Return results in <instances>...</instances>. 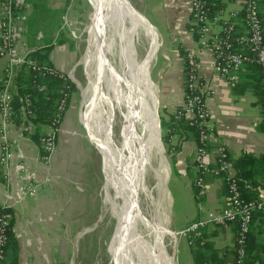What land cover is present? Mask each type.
<instances>
[{
	"label": "crops",
	"instance_id": "1",
	"mask_svg": "<svg viewBox=\"0 0 264 264\" xmlns=\"http://www.w3.org/2000/svg\"><path fill=\"white\" fill-rule=\"evenodd\" d=\"M221 2L224 19L227 11L241 6V0ZM139 7L143 12L144 23L152 35V57L155 63L159 54L154 71L162 64V57L168 55L171 58L169 63H164L159 73V93L156 97L166 116L164 119L178 107H182L185 100L184 56L181 55V50L196 51L198 75L212 89L211 94L205 98L208 125L211 128L208 137V164L215 165V149L221 145L227 149L232 159L243 152L256 157L263 155V104L256 92V84L261 86V81L257 77L256 80L253 78L252 70L245 66L235 87L229 86L224 79L212 72L211 55L204 50L198 52L197 38L190 31L191 0H140ZM263 10L262 7V12ZM97 35L98 33L95 34ZM44 45L51 47L49 59L53 67L71 79L68 73L78 64L75 62L74 50L64 44L53 47L52 44ZM42 47L38 45L35 48ZM3 61L0 58V88L3 82ZM16 79L14 82L17 85ZM69 106L68 103L62 117L61 146L58 151L54 150L51 155L53 159L48 163L42 161L39 145L34 139L35 132L44 128V124L34 121L24 112L20 114L22 119L12 120L9 127L7 138L11 158L5 165L0 162V206L10 212L11 232L16 248L8 251L6 264H98L96 257L100 251L98 244L103 227L99 224L100 213L93 210L94 193L87 184L85 168L80 162L79 140L75 131H72L73 115H66ZM1 119L0 113V121ZM173 140L176 141L177 136ZM196 149V139L190 136L181 141L174 154L171 153V157H174L171 174L174 171L184 180L189 177V183L186 181L184 186L185 194L195 200L193 212L179 227L173 224L176 232L209 213L218 212L226 203V191L221 177L205 174L202 193L198 192L196 185L197 190L194 192L192 184H195L199 174L194 163ZM255 183L256 187L252 188L261 195L264 190V173L257 174L251 184ZM27 186H35L36 192L29 194ZM117 215L119 219L118 212ZM121 232L120 228L111 246V253L119 259L120 250L124 254L127 252ZM203 235V244L209 243L206 250L209 255L207 261L211 264H234L235 224L209 226L204 229ZM250 236L252 238L249 241L254 244L251 248L252 255L259 257L256 264H264V209L254 212ZM187 248L191 255L189 264H201L193 255L197 248L188 243ZM180 263L186 264L183 261Z\"/></svg>",
	"mask_w": 264,
	"mask_h": 264
},
{
	"label": "rangeland",
	"instance_id": "2",
	"mask_svg": "<svg viewBox=\"0 0 264 264\" xmlns=\"http://www.w3.org/2000/svg\"><path fill=\"white\" fill-rule=\"evenodd\" d=\"M21 2V8L12 12V14L20 12L24 15L22 22L17 23V30L15 29L13 34L15 39L13 45L17 55L26 56L29 52L36 50L35 47L38 45L48 47L44 44H52V47L67 45L74 50L76 55L75 62L78 64L68 73L71 81L75 84V89L70 98V108L66 115L69 113L73 115L72 131L73 133L75 131L79 140V158L82 159L80 162L85 168L87 184L90 185V189L94 193L95 207L93 210L100 213L99 224L103 227V233L98 244L100 250L96 257L98 264H122L119 257L117 258L111 253L112 243L120 232V228L123 231L121 236L123 235L127 249L124 254V264H141L134 245L140 243L137 246L141 249L144 245L149 243L155 245L158 242L162 244V248L166 249L169 264L172 262L171 256L173 258L174 253L177 261L173 260L174 264H181L180 261L189 264L191 255L188 252L185 238H174L171 236L170 230H174L173 224L179 227L180 223L193 212L192 206L195 205V200L189 196L190 199L185 194L184 186L186 181L189 183V177L184 180V178H179L174 171L170 176L172 154L168 153L167 146L162 141L161 116H166H164L163 108L156 98L159 93V73L164 63H169L171 58L168 55L162 57V64L154 71L158 64L159 54L155 63L152 57V35L144 23L143 12L139 9L140 0H117V7L120 10L119 22L123 30H121V40L124 44L126 57L117 60L114 64L112 63L110 73L111 76L116 77L117 81L119 78L118 69L126 61L128 63L132 61L135 53H137L136 57L139 62L145 60L144 77L141 78L143 86L147 89L144 97L153 101L149 148L154 153L148 154L149 160L144 155L142 157L139 154L132 155L130 144L125 147V142L121 136L122 115L116 109L119 98L115 95L111 101L107 100L106 103H103L106 86V72L102 67L103 45L99 35L95 36L100 32L103 24L100 11L106 12V7L101 0H21ZM0 5H2V1ZM3 17V9L1 8L0 38L2 36ZM151 20H153L152 17ZM43 39H46L45 42ZM1 46L2 38L0 48ZM170 46L168 45V47ZM23 53L25 54L23 55ZM142 56L143 59L140 61ZM0 58L4 60L2 65L4 72L8 56L7 54H0ZM17 97L14 96L12 103L14 113L11 114L12 116L10 115L11 118L9 117L10 120L5 128L2 124L3 119L1 120L0 129L4 132L7 131V133L4 136L0 135V159L4 153H9L10 156L6 162L11 158L9 139L7 138L9 127L12 120L22 119L20 114L25 112L21 110L19 100V105L15 106ZM111 107L115 110L114 118H111ZM64 111L57 128H55V151H58L59 146H61ZM114 119L115 127L112 125ZM100 121H103L102 131L107 140L106 152H102L100 149L101 137L97 129V123ZM43 127L42 130L38 129L35 135L40 139L41 148L44 150L45 135L52 129L49 124H44ZM4 146L6 149H3ZM123 149L124 152L122 153L121 150ZM52 157L50 161H52ZM6 162L2 163L5 165ZM123 209L127 211V217L132 221L131 226L135 229V234L138 233L137 244L133 243V235L128 221L121 217ZM117 212L120 214L119 223ZM142 224L147 226L149 240L139 231ZM167 230L171 235L167 234ZM150 237L154 239L153 242L150 241ZM156 251L158 253L159 249Z\"/></svg>",
	"mask_w": 264,
	"mask_h": 264
},
{
	"label": "built area",
	"instance_id": "3",
	"mask_svg": "<svg viewBox=\"0 0 264 264\" xmlns=\"http://www.w3.org/2000/svg\"><path fill=\"white\" fill-rule=\"evenodd\" d=\"M3 9V23L1 29L2 46L0 54H7L8 61L4 67L3 82L0 88V113L4 128L9 122V117L14 113L13 99L18 96L21 100V110L25 111L24 104L28 103L29 95L20 96L15 79L19 71L31 69L42 76L46 73H54L52 69L44 68L33 59L26 56L17 55L13 45V34L17 30V23H21L24 15L22 13L12 14L22 6L21 0H1ZM221 2V0H219ZM262 0H241L238 9L227 11L225 19L224 10L218 9L217 13L210 15L209 0H191L190 31L196 32L198 38L197 50H204L212 57V72L221 77L226 83L235 87L241 77V72L250 62H254L259 67L260 78L264 90V25L262 22ZM222 3V2H221ZM9 49V51H7ZM25 53H23L24 55ZM185 78L184 89L188 91L185 95L182 109L187 118H193L194 123L199 128V142L194 155L195 167L198 177L195 185L202 193L204 187L203 176L211 174L221 177L226 185V203L218 211L209 213L206 217L198 219L189 224L184 229L175 233L177 239L184 237L187 243L194 247L195 241L200 239L203 244L204 229L216 225H236L235 236V257L234 264L247 263V245L250 236L251 225L254 212L264 209V190L261 195L254 199L242 197L241 189L235 177V171L229 159L227 149L221 145L215 149V165L208 164L207 155L208 137L210 126L208 125V112L206 110L205 98L209 96L212 89L204 82L197 72V52L189 50L183 57ZM38 90L42 91L45 85L41 82L35 84ZM68 99L65 92L57 103L53 119L49 123L51 132H47L44 138L45 154L41 159L48 163L55 146V128H57L61 114L63 113ZM13 115V114H12ZM11 115V116H12ZM11 118V117H10ZM264 120V110L262 112ZM1 126V121H0ZM1 128V127H0ZM0 129V135L6 134ZM4 145V144H2ZM3 149H6L4 146ZM9 153H4L0 162H6ZM2 160V161H1ZM29 194L36 192L35 186H27ZM10 215L5 211H0V264H6V254L4 246L7 241V229ZM177 243V241H176Z\"/></svg>",
	"mask_w": 264,
	"mask_h": 264
},
{
	"label": "trees",
	"instance_id": "4",
	"mask_svg": "<svg viewBox=\"0 0 264 264\" xmlns=\"http://www.w3.org/2000/svg\"><path fill=\"white\" fill-rule=\"evenodd\" d=\"M262 1H263L262 6L264 8V0ZM209 6H210V15L216 14L218 9L223 7L219 0H209ZM261 17L264 25V10L261 14ZM194 37L198 38V34L196 32H194ZM50 50H51L50 46L38 48L34 51L29 52L27 54V57L33 59L34 61H36L38 65L44 68L52 69L54 73H46V75L42 76L38 72H35L31 69L22 68L19 71L16 79L20 96H23L25 94L29 95L30 101L24 104L25 114L27 116H31L34 121L42 124H49L51 122L55 114L57 103L60 100V98L63 96V94L65 92L68 93L67 103H69L71 94L75 89L74 82L71 81V79H69L67 75H65V73L57 70L51 64L49 59ZM185 53L186 52L184 50H181V55L184 56ZM247 68L252 70L254 79L257 77L261 81L259 67L254 62L248 63ZM185 71L186 70L184 68V78H185ZM41 82L45 85V88L42 91L38 90V88L35 85ZM256 87H257L256 92L260 96V101L263 104V110H264V90L262 87V83L261 86L260 84H256ZM184 90L186 95L188 91L186 89ZM18 100L20 101L21 104V100L17 97L15 99L16 101L15 106L19 105ZM161 126H162V141L164 144H166L168 153L174 154L179 149V144L181 143V141L186 138H189L190 136L196 139L197 144L199 142L200 130L194 123L193 118L185 117L182 107H178L173 114H168L167 119H164V117L161 116ZM174 136H177L176 141L173 140ZM34 139L36 143L39 145L40 154L43 156L45 154V149L43 150L41 148L40 139H38L37 135L35 136ZM229 159L235 171V177L240 186L242 197L247 200L259 197L260 195H258V193L252 188V187H256V183L255 184H251V183L252 180L255 181V177H257V174L262 175L264 173V154L256 157L250 153L243 152L237 158L232 159L229 156ZM170 164L172 166L174 164L173 156L170 159ZM224 187L226 191L225 182H224ZM192 188L194 189V192H196L197 187L195 186L194 183L192 184ZM0 211H4V212L6 211L10 215L9 210L4 207L0 206ZM6 234H7V241L4 246V252L7 255L10 249L13 250L16 248V241L13 236V233L11 232L10 221ZM194 245L195 248H197L196 250H194V254H193L196 261L200 262L201 264L203 263L211 264L210 261H207V257L209 255L206 251L208 249L209 243L204 242V244L201 246L200 239L199 240L197 239ZM253 245L254 244H252L248 240V245H247L248 255H247L246 264H256L257 259H259L258 255H256L257 257L255 255H252L251 248L253 247Z\"/></svg>",
	"mask_w": 264,
	"mask_h": 264
},
{
	"label": "bare ground",
	"instance_id": "5",
	"mask_svg": "<svg viewBox=\"0 0 264 264\" xmlns=\"http://www.w3.org/2000/svg\"><path fill=\"white\" fill-rule=\"evenodd\" d=\"M101 2L106 7L105 13L100 11L103 17V24L98 33L103 45L102 67L106 72L105 99H103V103H106L107 100L111 101L115 95L119 98L116 109L117 112L122 115L121 136L125 142V147L130 144L132 146V155L139 154L141 157L144 155L146 159L149 160L148 154L154 153V151L149 148V138L152 129L151 112L153 101L144 97L145 90L147 91V89L143 86L141 78L144 77L145 60L139 62L136 57L137 53H135L132 61L129 63L126 61L124 65L118 69L119 78L117 81L116 77L111 76L112 63L114 64L117 60L126 57L124 44L121 40V33L123 30L119 22L120 10L117 7V0H101ZM142 59L143 56L140 61ZM115 70L117 71V69ZM113 110L114 109L111 107V118H114L115 115V110L114 112ZM112 125L115 127V119ZM97 129L101 137L100 149L102 152H106L107 140L102 131L103 121L97 123ZM121 152L123 153L124 149L121 150ZM121 217L125 221H128L133 235V243L137 244L138 233H136L137 235L135 234L136 231L131 226L132 221L127 217V211L124 209ZM139 231L149 240L147 226H143L142 224ZM167 234L170 235L168 230ZM150 241L153 242L154 239L150 237ZM137 245H140V243ZM137 245H134V248L141 264H169L170 261L167 258L166 249L162 248L160 242L155 245L149 243L148 245L142 246L143 248L141 249H139ZM157 247L159 249L158 253L156 251L158 250L156 249ZM119 256L122 264H124L123 250H120ZM171 259L174 264L172 256Z\"/></svg>",
	"mask_w": 264,
	"mask_h": 264
},
{
	"label": "water",
	"instance_id": "6",
	"mask_svg": "<svg viewBox=\"0 0 264 264\" xmlns=\"http://www.w3.org/2000/svg\"><path fill=\"white\" fill-rule=\"evenodd\" d=\"M158 127H159V133H160V124H159V122H158ZM159 136H160V135H159ZM159 141H160V138H159ZM167 173H168V172H167ZM170 176H171V172H170ZM170 176H169V177H170ZM166 177H167V176H166ZM168 182H169V181H168ZM167 187H168V185H167ZM117 220H118V223H119V219H118V217H117ZM170 231H171V233H172V236H173L174 238H176V236H175L176 231L173 230V229L170 230ZM250 238H252V236H249V239H250ZM175 252H176V250H175ZM173 258H174L173 260H174L175 262H177V261H176V255H175V253H174V257H173Z\"/></svg>",
	"mask_w": 264,
	"mask_h": 264
}]
</instances>
